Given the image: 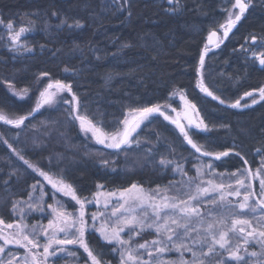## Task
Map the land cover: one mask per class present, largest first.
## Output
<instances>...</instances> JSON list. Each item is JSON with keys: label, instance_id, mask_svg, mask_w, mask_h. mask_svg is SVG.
Segmentation results:
<instances>
[{"label": "trees", "instance_id": "obj_1", "mask_svg": "<svg viewBox=\"0 0 264 264\" xmlns=\"http://www.w3.org/2000/svg\"><path fill=\"white\" fill-rule=\"evenodd\" d=\"M224 3L225 0H183L182 10L171 13L166 11L169 7L166 0H131L133 15L129 17L126 11L117 12L111 0H0V17L5 22L0 24V108L19 114L29 111L34 106L35 92L42 84L37 85L36 78L41 72H48L52 78L72 83L89 116L102 119L104 128L110 131L130 107L164 103L173 91L183 89L210 129L195 130L194 139L213 151H240L255 168L260 162L256 149L264 148L261 132L264 101L245 109L229 105L245 91L264 84V69L252 60L250 51L245 53L240 49L250 34L264 36V6L260 0H254L255 6L245 13L220 47L210 50L205 58L206 83L226 103L212 100L197 87L199 55L210 29L224 21L226 14L221 10ZM52 11L58 16H52ZM29 17L34 21L31 30L13 48L7 38V21L11 19L17 30ZM64 18L68 24L80 20L84 26L57 28ZM122 43H130L132 47L121 49ZM21 45L32 51H24ZM249 46L258 52L264 51L259 40L255 45L249 40L246 47ZM6 81L17 89L28 87L33 93L28 100H17L6 91ZM67 107L60 105L35 113L25 122L28 126L23 130L0 126V217L6 223L19 220V214L14 216L10 211L12 201H26L30 185L37 180L43 182L3 143L5 139L33 164L62 174L79 195L89 198L99 190L120 192L133 183L147 191L187 179L173 172L172 166L160 167L158 162L162 156L175 158L189 176L196 175L193 165L201 161L212 162L216 172L235 171L242 165L234 154L219 161L200 156L159 116L151 117L136 132L141 140L139 147L133 144L126 151L99 148L79 133L76 123L67 117ZM169 146L175 148L174 156ZM102 160L110 163L103 165ZM13 171L16 174L9 178ZM98 184L103 187L98 189ZM254 184L258 189L259 182ZM45 190L51 193L46 185ZM172 194L174 189L169 190V195ZM45 199L52 203L50 198ZM21 207L27 214L25 223L47 224L39 211L29 210L23 204ZM153 235L151 230L146 231L136 237V242L150 240ZM86 238L102 252L105 261L118 264V255L111 251V245L99 239L98 233H88ZM68 249L78 253V264H84L86 255L81 249ZM252 250L258 247L252 245L249 251ZM11 251L22 255L20 250ZM50 264L77 262L67 253H58V257L50 258Z\"/></svg>", "mask_w": 264, "mask_h": 264}, {"label": "snow or ice", "instance_id": "obj_2", "mask_svg": "<svg viewBox=\"0 0 264 264\" xmlns=\"http://www.w3.org/2000/svg\"><path fill=\"white\" fill-rule=\"evenodd\" d=\"M116 11H126L131 17V0H111ZM168 8L166 11L177 13L183 8V0H166ZM264 6V0H260ZM254 0H225L221 9L226 15L222 23L216 28L210 29L207 36V43L199 55L197 87L212 100L225 104V99L216 94L207 83L204 75L205 58L211 50L209 45L219 47L229 33L244 18L245 13L254 7ZM25 16L29 14L25 13ZM32 15H36L33 13ZM52 16H58L52 11ZM0 17V24H4ZM34 21L29 17L27 26H20L14 29L11 19L6 23L8 35L11 38L12 46L21 39L22 34L31 30ZM67 25L69 28H81L84 25L80 20H73L68 24L64 18L56 27ZM222 30V36L218 32ZM255 45L259 40L261 48H264V36L257 37L250 34L245 38V44L240 46L241 51L251 52L252 60L258 61L264 69V51H256L253 47H246L248 41ZM24 51L31 52L32 49L21 45ZM43 47V46H41ZM79 48V45H75ZM132 47L130 43H122L121 49ZM19 49H17L18 51ZM95 52V49H90ZM100 59L99 56L96 57ZM155 59V57H153ZM65 72L69 71L66 67ZM48 77V82L39 90V95L34 107L24 114L13 111H5L0 108V122L12 125L23 130L28 125L25 123L29 117L41 109H54L60 105H67L65 112L67 117L74 123H78L79 129L89 139H94L97 144L115 150H125L135 144L141 145L139 135H133L145 121L157 114L169 121L179 130L183 142L190 145L195 153L200 156L214 157L219 161L223 157L234 154L242 161V165L235 171L216 172L212 162L193 165L196 169L195 176H189L183 164L175 158L168 159L161 157L158 164L162 168L172 166L173 172L186 177L176 182H170L168 186L145 190L136 183L129 188L123 189L119 199L111 205V212L108 209L111 198L116 192L102 193L97 191L91 198L78 194L77 189L65 180L62 174L45 171L13 147L6 139L3 143L24 162L33 172L43 177L48 185H51V193L45 190V185L39 180L30 185L28 199L13 200L10 211L15 216L19 214V220L13 223H6L0 217V264H50V258L58 257V253H67L75 258L78 264L80 257L76 251L69 250L68 245L78 246L86 254L84 264H111L103 259V254L97 251L91 242L86 238L88 233L99 234V239L107 245H111V251L118 255V264H264V148H257L256 153L260 155L259 165L251 167L245 156L234 149L213 151L200 144L194 139L197 134L195 130L209 131L208 124L200 118L197 105L190 101L183 89L175 90L168 100L179 95L184 107L177 111L171 103L166 100L164 103H155L150 106L130 107L123 119L115 128L106 130L103 120L89 116L80 96L74 90L72 83L61 79H55L48 72H41L36 78V84H41V78ZM9 90L13 95L24 98L28 95V87L17 89L16 86L6 81ZM70 96V99L65 94ZM244 97L251 99V105L264 101V84L245 91L242 97L235 100L229 106L232 108L250 107L248 103L241 105ZM175 113V116L169 112ZM102 116V114H101ZM186 121V123L182 122ZM264 133V129L261 130ZM90 134V136H89ZM19 133H17V138ZM159 139V137H157ZM171 148V146H169ZM151 153V149H148ZM175 148H171V154L175 155ZM191 155H194L192 153ZM200 156H196L200 160ZM187 160V157H182ZM103 165H108V160H102ZM208 169V172H205ZM10 173L9 178L15 175ZM212 177L205 180V176ZM219 177L217 181L215 178ZM226 178V179H225ZM258 181V189L254 184ZM8 183L7 180L4 181ZM97 185V188H102ZM174 193L169 195V190ZM38 193V195H34ZM57 193L63 197H70L75 205L71 209L65 201L57 197ZM104 196V210L99 208L96 212L86 213V205L100 204V198ZM45 197L52 200L48 203ZM233 198V199H230ZM25 205L29 210L39 211L47 219V224L37 222L29 225L25 223ZM30 229V230H29ZM154 233L153 238L136 242V237L146 231ZM123 234V235H122ZM127 237V238H125ZM43 241V242H42ZM9 245H15L24 250L23 254L14 253L9 250ZM252 245L258 250L249 251ZM42 249V251L40 250ZM171 253H177L175 257Z\"/></svg>", "mask_w": 264, "mask_h": 264}, {"label": "rangeland", "instance_id": "obj_3", "mask_svg": "<svg viewBox=\"0 0 264 264\" xmlns=\"http://www.w3.org/2000/svg\"><path fill=\"white\" fill-rule=\"evenodd\" d=\"M21 26H27V23L24 22V23H22ZM18 29H19V28H18ZM18 29H17V30H18ZM26 33H27V32H26ZM26 33L22 34L21 39L26 35ZM218 35H221V36H222V30H220V31L218 32ZM7 38H8V39L10 40V42L12 43L11 38H10L9 35H8V31H7ZM21 39H20V40H21ZM20 40L16 42V46H15V47H18V46L20 45V44H19ZM220 45H221V44H220ZM219 47H220V46H219ZM213 48H217V47H215V46L210 47L211 50H213ZM41 80H42V82H41L42 84H41V87H39V90H42L43 85H46L47 82H48V79H47L46 77L41 78ZM197 80H198V79H197ZM5 88H6V91H7L12 97H14V98L17 99V100H21V101L28 100V99L30 98V96L32 95V93H33V91H29V93H28L27 96H25L24 98H19V97H17V96H15V95L12 94V92L9 90L7 84L5 85ZM39 90L37 89L36 92H35L36 95H35L34 105H35V101H36V99H37V97H38V95H39ZM65 95L68 96V98L70 99V96H69L67 93H66ZM168 102L171 103L172 107L176 108L177 111H181V110L183 109V107H184L183 101L180 100L179 95H176L175 97H172ZM261 102H263V101H261ZM261 102H259V103H261ZM245 103H248L249 105H251V99H250L249 97H244V98L241 100V105H243V104H245ZM259 103H258V104H259ZM252 106H254V105H251L250 107H252ZM33 107H34V106H33ZM247 108H249V107H247ZM46 109H49V108H44V109H41L40 111H43V110H46ZM236 109H245V108H244V107H239V108H236ZM40 111H39V112H40ZM169 112L171 113V110H170V109H169ZM37 113H38V112H37ZM171 115L175 116V113H171ZM156 116H158V114H157ZM159 117H160V116H159ZM161 118L163 119V117H161ZM167 122L170 123L169 121H167ZM182 122L186 123V121H182ZM145 123H146V121L141 125V127H142ZM170 124H171V123H170ZM1 125H6V124H4L3 122H0V126H1ZM76 125H77V128H78V130H79V133H80L84 138H86V139L89 140L91 143H93L95 146H97V147H99V148L106 149V150H115V149H109V148H106L104 145L97 144L96 141H95L94 139H89L88 137L85 136V134H84L83 132L80 131L79 126H78V123H76ZM171 125H172V124H171ZM8 126H12V125H8ZM172 126H173V127L179 132V130L175 127V125H172ZM141 127H140V128H141ZM140 128H139V129H140ZM139 129H137V131H138ZM196 131H203V130H196ZM135 134H136V133H134L133 135H135ZM89 136H90V134H89ZM36 174H37V173H36ZM37 175H38V174H37ZM38 176H39V175H38ZM39 178L42 180V182H43L47 187L50 188L51 191H53V190L51 189V185H48L47 182L44 181L43 177H40V176H39ZM217 181H219V180H217ZM99 191L102 192V193H105V194L108 193L107 191H102V190H99ZM120 192H121V191H120ZM120 192H116L117 195L111 198V203H110V206H109V209H108V213H109V214H110V212H111V205H112V204H115V201H116L117 199H119V194H120ZM57 197H58L59 199H62L63 201H65L66 204L69 202V204L71 205V207H70L68 204H67V205L69 206L70 209H71L73 206H75L76 208L79 207L78 205H75V202L72 201L70 197H63L62 194H60V193H57ZM104 199H105L104 196H102V197L100 198V201H101V202H100L99 205H97V204H95V203L86 205V206H85V207H86V213L96 212L98 208H99L101 211H103V210H104ZM16 221H17V220H16ZM29 230H30V229H29ZM42 242H43V241H42ZM0 243H2V241H0ZM67 247H68V248H72V247H78V246H75V245H68ZM9 250H20V251H22V254H23V252H24V250H23L22 248H19L18 246H15V245H9ZM40 250L42 251V249H40ZM81 250L83 251V249H81ZM12 252H14V251H12ZM85 255H86V254H85Z\"/></svg>", "mask_w": 264, "mask_h": 264}, {"label": "water", "instance_id": "obj_4", "mask_svg": "<svg viewBox=\"0 0 264 264\" xmlns=\"http://www.w3.org/2000/svg\"><path fill=\"white\" fill-rule=\"evenodd\" d=\"M212 46H214V45H209V47H212Z\"/></svg>", "mask_w": 264, "mask_h": 264}]
</instances>
